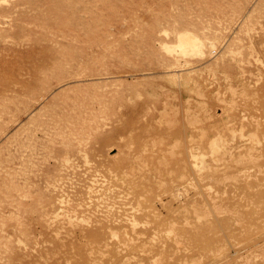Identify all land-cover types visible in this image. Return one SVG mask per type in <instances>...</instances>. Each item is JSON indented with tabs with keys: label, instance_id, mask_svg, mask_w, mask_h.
<instances>
[{
	"label": "rangeland",
	"instance_id": "rangeland-1",
	"mask_svg": "<svg viewBox=\"0 0 264 264\" xmlns=\"http://www.w3.org/2000/svg\"><path fill=\"white\" fill-rule=\"evenodd\" d=\"M0 264H264V0H0Z\"/></svg>",
	"mask_w": 264,
	"mask_h": 264
}]
</instances>
